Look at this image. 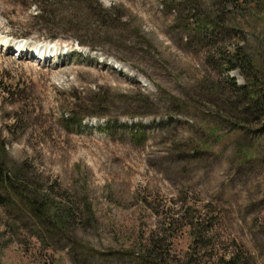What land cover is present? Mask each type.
<instances>
[{"label": "rangeland", "instance_id": "1", "mask_svg": "<svg viewBox=\"0 0 264 264\" xmlns=\"http://www.w3.org/2000/svg\"><path fill=\"white\" fill-rule=\"evenodd\" d=\"M36 1L0 0V159L48 212L0 191V264H264V0H63L56 38Z\"/></svg>", "mask_w": 264, "mask_h": 264}, {"label": "trees", "instance_id": "2", "mask_svg": "<svg viewBox=\"0 0 264 264\" xmlns=\"http://www.w3.org/2000/svg\"><path fill=\"white\" fill-rule=\"evenodd\" d=\"M18 1H20V3L22 2L24 4H27L26 2L28 0H18ZM57 1L59 2V4L57 3V7L54 5L55 6L54 10H50L47 8L48 0L36 1L37 3H40V5L35 4L39 8V11L32 12L30 15V20L23 22V26L27 30L28 33H31L30 31H33L30 28L33 29V28L38 27L40 29H36V30H39L42 33L46 34L47 36L53 37V38H56L60 35L68 34L66 28H64L62 31H57L54 28L48 29V26L50 24L52 23L56 24L55 22V19L57 18L56 12L64 9L63 0H57ZM251 1L257 2L258 0H251ZM71 5L77 6L75 4H71ZM1 15H3L9 22L12 21V19L8 15L2 12H1ZM108 16L109 14L106 13L104 17H108ZM66 23L72 26L76 24L75 20L70 17L67 18ZM202 25H203L202 27L203 29L215 30L216 23H213V21L204 22ZM72 36L75 37L80 43L83 44V42L80 39V35L72 34ZM239 58H241V56ZM243 61L245 64L250 65L249 60L244 59ZM235 67H236L235 65H232V68H235ZM257 84H258L257 79H254L253 84L250 85L251 86L250 89H245L246 86H249L248 82L246 85L240 88L245 89L244 91L246 93H249L248 94L249 97H252L253 95L256 94L255 85L257 86ZM70 113L71 114H69L67 118H69V116H72L71 119L73 120V116H74L73 109L70 110ZM79 122H81V120H79ZM17 183L18 182L16 181V179L10 176L7 170L6 164L3 163L0 159V191H3L6 194V197L12 200L13 202H15L22 210L27 211L26 208H28L30 209L31 212H33L36 215V217L46 216L48 212V208L44 204L42 206H37L31 200H29L27 194L25 193V190L21 188ZM33 197L35 199L39 198L38 195H34V194H33ZM4 202L5 201L3 197H1L0 195V203H4ZM214 264H251V260L248 256H246L243 253V251H240L239 249L236 248L232 251L230 255L220 256L218 259H216Z\"/></svg>", "mask_w": 264, "mask_h": 264}, {"label": "bare ground", "instance_id": "3", "mask_svg": "<svg viewBox=\"0 0 264 264\" xmlns=\"http://www.w3.org/2000/svg\"><path fill=\"white\" fill-rule=\"evenodd\" d=\"M19 44H24V43H22V42H19ZM43 45L42 46H39V47H41L42 49H44V52L45 53H47V51L48 52H55V48H59L58 46H56V45H54V44H51V43H46L47 45L45 46V43H42ZM60 47H63V46H60ZM30 48L33 50V49H35L34 48V46L33 45H30ZM36 48H38V47H36ZM27 50H25V52H26ZM29 51L30 50H28L26 53H27V56L28 57H30V58H32V59H34L33 57H35V58H37L36 56H34L33 54L30 56V54H29ZM21 53H24L25 54V52L23 51V50H21L20 51ZM44 52H41V53H44ZM40 53V55H44V57H45V53L44 54H41ZM56 55H58V52H57V54ZM38 59H40V58H38ZM41 60V59H40Z\"/></svg>", "mask_w": 264, "mask_h": 264}]
</instances>
